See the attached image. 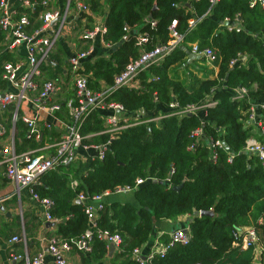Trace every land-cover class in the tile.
Instances as JSON below:
<instances>
[{
  "label": "trees",
  "instance_id": "obj_1",
  "mask_svg": "<svg viewBox=\"0 0 264 264\" xmlns=\"http://www.w3.org/2000/svg\"><path fill=\"white\" fill-rule=\"evenodd\" d=\"M86 2L91 14L75 19L73 35L77 28L91 29L98 17L106 28L96 37L92 58L83 62L80 71L94 90L101 82L112 86L115 76L141 51L171 39L173 20L182 38L161 62L135 77L136 86L113 88L104 97L134 118L128 120L129 125L104 132L106 117L112 113L106 110H93L84 119L81 132L88 134L85 142L107 143L103 159L95 157L86 163L72 159L43 173L31 186L39 197L52 202L50 214L59 220L54 234L72 241L88 228L83 205L75 199L77 193L92 196L110 191L113 198H104L96 221L99 228L120 236L118 251L107 258L106 242L95 238L89 251L77 250L80 264H139L131 258L132 250L146 245L158 221H174L179 216L186 219L174 229L187 226L189 241L173 243L162 256L154 254L152 264H255L254 248H240L234 232L264 218V162L246 148L252 137L264 151V109H257L258 125L249 120L251 107L264 101V7L250 0H216L213 4L210 0ZM30 18L38 26L36 17ZM232 23L239 26L238 31L228 29ZM137 30L148 34L146 43L137 44ZM3 38L0 28V73L4 62L14 61V54L3 50ZM194 44L214 50L215 75H191L189 66L197 61L188 62L187 57ZM61 46L59 42V49L51 55L57 65L66 61L67 51ZM240 56L244 58L239 61ZM46 75L53 79L56 70L49 69ZM63 77L71 78L70 74ZM241 88L246 94L236 98V90ZM173 103L176 107H170ZM190 106L195 108L193 112L180 113ZM13 110L11 106L3 113L4 120H10ZM21 113L19 109L18 116ZM39 124L42 137L35 140L27 136L26 124L17 120V153L40 148L58 136L56 126L49 130ZM196 128L202 131L198 138L193 135ZM217 139L223 147L216 148L212 160L209 142ZM137 179L143 182L135 187ZM174 186L178 189H172ZM123 187L132 190L114 194ZM118 195L124 198L118 199ZM199 211L213 214L194 216ZM262 232L264 237V229ZM159 239L167 243L169 234Z\"/></svg>",
  "mask_w": 264,
  "mask_h": 264
},
{
  "label": "built area",
  "instance_id": "obj_2",
  "mask_svg": "<svg viewBox=\"0 0 264 264\" xmlns=\"http://www.w3.org/2000/svg\"><path fill=\"white\" fill-rule=\"evenodd\" d=\"M215 1L210 0L211 4ZM256 1L264 7V0H250L253 4ZM82 14H91L90 5L86 0H74L73 3L71 0H65L63 5H60L58 0H0V28L4 33L1 44L4 46V51L14 54V61L4 62L0 73V82L4 84L0 87V164L4 166L5 176L15 185L14 193L20 197L21 190L25 189L31 201L39 205L40 211L37 214L43 223L56 224L59 220L50 214L52 205L50 199L39 197L33 192L31 186L38 182L39 176L43 173L68 164L70 160L81 157V153H90L85 155L88 160L95 157L103 159L107 143L85 142L84 139L88 137V134L84 135L81 132L84 119L93 110H106L112 113L106 117L104 132L113 133L129 125L128 120L134 118L126 115L120 105L105 102L104 97L113 88L136 86L135 77L153 63L161 62L179 45L182 38V35L175 31L176 21L173 20L169 26L171 39L166 43L156 45L152 50L141 51L136 59L130 60L115 76L112 86H105L101 82L100 88L94 90L88 85V77L80 71L83 70V62L95 51L96 37H101L106 31L103 22L96 18V24L91 29H84L78 36L86 42L84 44H87L86 47L71 50L65 63L58 67H63V71L61 69L60 71L64 75L70 74L73 83L72 95L58 100L55 97L58 88L54 80L46 75L49 69L57 68V63L53 58L51 59V55L56 51L61 40H67L72 35L76 28L75 19ZM33 16L39 22L36 27L30 18ZM189 23L192 24L193 20ZM227 27L239 30L236 23ZM147 41L146 32L137 34V44L142 45ZM191 54L204 58L208 64H212L215 58L212 48H199L196 44L192 45ZM232 63H237V61ZM245 94V88L237 89L235 97L242 98ZM22 104H26L34 116L28 117L22 113L18 116ZM11 106L14 110L10 121L7 122L3 118V113ZM170 107H176L175 103ZM258 108L264 109V103L252 106L249 117V120L256 125H258V117L255 111ZM194 109L190 106L180 113H191ZM56 112H62V117H58ZM40 113L50 118L52 125L46 124L49 121L44 123L49 130L54 126L53 122L60 124L62 130L54 140L45 143L42 147L17 153L13 140L17 120L20 118L26 124L28 137L32 136L35 140H39L42 137L39 124L41 121H38ZM201 134L200 128L193 130L196 138ZM246 144L247 150L256 153L264 162L262 146L249 138ZM209 146L211 148L210 157L215 160L216 148L223 147V142L217 139L209 142ZM142 182V179H137L135 187ZM72 185H75V182H72ZM131 190L132 188L129 187L118 188L114 194L127 193ZM111 193L105 191L92 196L85 195L83 192L76 194L75 199L83 205L89 225L76 240L67 241L55 234L42 236L41 242L44 244V249L30 256L26 250L24 234L14 235L7 242L10 246L20 242L23 246V253L11 248L8 251L7 261L9 263L47 264L48 256L52 258V264H73L72 258L75 252L77 250L89 251L90 243L95 238L104 240L107 246L112 243L118 249L120 236L99 228L96 221L99 210L103 208L104 198ZM19 216L23 217L21 209H19ZM262 229H264V218H259L256 225L238 228L237 232H234L235 243L240 248L252 246L254 251L257 248L264 251V246L261 244ZM169 238L167 243L155 239L151 247H146L144 244L134 248L131 258L139 264H152L154 254L162 256L173 243L186 244L189 241L188 227L182 226L173 230L169 233ZM0 264H5V262ZM260 264H264V260H261Z\"/></svg>",
  "mask_w": 264,
  "mask_h": 264
},
{
  "label": "crops",
  "instance_id": "obj_3",
  "mask_svg": "<svg viewBox=\"0 0 264 264\" xmlns=\"http://www.w3.org/2000/svg\"><path fill=\"white\" fill-rule=\"evenodd\" d=\"M97 19L102 20L98 17ZM138 31V30H137ZM139 31L137 32V34ZM72 35L67 40H61L60 44L62 45V49L64 48L67 51V56L70 55L71 50L83 46L86 42L82 41L78 38L79 35ZM59 49V47H57ZM56 49V50H57ZM194 56V55H193ZM196 61H193L192 64L197 65L198 60H202L203 58H200L198 56H194L192 59H195ZM244 57L240 56L239 61L242 60ZM192 59L188 62H191ZM203 62V61H202ZM206 64V67L209 69V73L216 74L217 68L214 67L212 64H208L206 61L204 62ZM64 64V63H63ZM57 65L56 70V77L53 78L54 81H61V78H64L65 76L60 69L63 71V67L58 68L59 66L63 65ZM137 85V82H136ZM58 90L56 93V98L58 100L65 99L69 97V90L72 91V88H66L61 87L60 83L56 84ZM21 112L23 115H26L28 117L34 116V113L26 106V104H22ZM111 112V111H109ZM38 121H41L42 123H50L51 120L47 116L40 113L38 115ZM52 125V124H51ZM53 125L56 126V129L58 131L62 130V127L60 124L53 122ZM19 138V137H18ZM253 139L252 137L249 138ZM16 144H19V139L16 140ZM45 152V151H43ZM82 156L78 157L82 162L86 163L88 162V158H85V155H89L90 153H81ZM15 185L14 183L10 182L8 178L4 174V166L0 164V263L5 262V264H23L22 262H16V263H9L7 261V255L8 251L13 248L16 252L23 253V246L20 242L13 243L11 246L8 244L7 240L16 235H23L26 237V250L29 254H34L40 249H44V244L41 242L42 236L54 234V231L56 230V224L54 226H46V223L42 222V219L37 214L38 211H40L39 205L35 204L31 201L30 196L28 192L25 189L21 190L20 197L17 196V194L14 193ZM129 197L128 201L134 202L133 198L131 196ZM123 196L118 195V199H122ZM126 197V198H127ZM113 196L109 195L106 197V200L112 199ZM124 198V197H123ZM76 202L80 203L78 200ZM19 209L22 210L23 217L20 218L19 216ZM25 215V216H24ZM186 219V216H179L176 220H162L158 221L156 223V229L155 233L151 236L149 241L146 243V247H151V245L154 243L155 239H159V237L164 233H170L178 224ZM261 240L264 242V237H261ZM29 243V245H28ZM264 246V245H263ZM109 249V246H108ZM118 251L117 248L114 249V251L110 254L109 250L107 253V258L111 255H114ZM264 251H260L259 248L255 250V258L254 263L260 264L262 258V254ZM47 264H52V258L48 257L46 258ZM73 264H80V258L77 252L73 255L72 258ZM54 264V263H53ZM103 264V263H102ZM108 264V263H107Z\"/></svg>",
  "mask_w": 264,
  "mask_h": 264
},
{
  "label": "rangeland",
  "instance_id": "obj_4",
  "mask_svg": "<svg viewBox=\"0 0 264 264\" xmlns=\"http://www.w3.org/2000/svg\"><path fill=\"white\" fill-rule=\"evenodd\" d=\"M81 32H82V28H77L76 29V33H75V35H80L81 34ZM87 45V44H86ZM86 45H83V46H79L78 48L79 49H84L85 47H86ZM64 59L66 60V57H64ZM189 67H191V69L189 70L190 71V73H191V75L193 74V73H196V74H198V75H200V76H203V75H207V74H209V69H208V67H206V64L204 63V62H202V60H198V64L197 65H195V64H191ZM52 73V72H51ZM191 75L188 77V79L191 77ZM53 80V79H52ZM54 83H55V85L57 84V83H60V86L61 87H63V86H65L66 88L68 87L69 88V86H71L72 85V80H71V78H67V79H65V78H61V81H59V80H57V81H54ZM255 114H257V110L255 111ZM10 121V120H9ZM8 121V122H9ZM13 140L15 141V148H17L18 146H17V144H16V138H15V136L13 137ZM85 166V165H84ZM86 167V166H85ZM18 252V251H17ZM30 256H32L31 254H29ZM115 263H118V261H115Z\"/></svg>",
  "mask_w": 264,
  "mask_h": 264
},
{
  "label": "water",
  "instance_id": "obj_5",
  "mask_svg": "<svg viewBox=\"0 0 264 264\" xmlns=\"http://www.w3.org/2000/svg\"><path fill=\"white\" fill-rule=\"evenodd\" d=\"M228 24H229L228 21H226L225 25H228ZM193 57H194L193 54L190 53L187 57L188 61H190ZM263 103H264V101H263ZM117 112H119V111H117ZM172 189L177 190L178 186H174ZM212 214H213L212 211H199V212H195L194 216H196V215H212ZM54 225H55L54 223H46V226H48V227L54 226ZM114 249H115V245L110 243L109 244V253L111 254L114 251Z\"/></svg>",
  "mask_w": 264,
  "mask_h": 264
}]
</instances>
